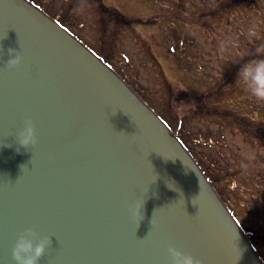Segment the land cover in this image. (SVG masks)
<instances>
[{
  "label": "water",
  "instance_id": "water-1",
  "mask_svg": "<svg viewBox=\"0 0 264 264\" xmlns=\"http://www.w3.org/2000/svg\"><path fill=\"white\" fill-rule=\"evenodd\" d=\"M0 48L23 57L9 71L0 51V264L27 228L52 236L40 264H170L169 246L263 264L176 135L79 39L29 0H0ZM25 120L37 143L17 152Z\"/></svg>",
  "mask_w": 264,
  "mask_h": 264
},
{
  "label": "rangeland",
  "instance_id": "rangeland-1",
  "mask_svg": "<svg viewBox=\"0 0 264 264\" xmlns=\"http://www.w3.org/2000/svg\"><path fill=\"white\" fill-rule=\"evenodd\" d=\"M29 1L100 57L166 123L264 260V152L261 144L245 135V130L250 131L249 119L264 123V103L227 78L223 70L226 65L227 69L237 64L241 68L256 56H245L238 63L234 53H227L225 65L219 57L220 42L214 41L213 47L204 43L210 30L202 21L206 32L199 30V24L194 29L185 24L181 29L188 36L197 34L196 44L189 48L187 42L169 43L178 38L174 23L185 15L169 6L179 1L189 12L194 3L198 17L199 8L212 0H102L128 18H156L152 24L134 23L129 29L114 25L108 17L101 20L89 0L79 12L75 9L80 0ZM259 19L264 23V15ZM235 31L236 27L228 35L230 41H234ZM251 48L248 46L245 55ZM179 50L181 59L171 64L173 69L166 68V56ZM259 53V59H264V52ZM157 65L163 66L161 71ZM178 91L187 94L179 97ZM196 96L198 100L192 101Z\"/></svg>",
  "mask_w": 264,
  "mask_h": 264
},
{
  "label": "flooded vegetation",
  "instance_id": "flooded-vegetation-1",
  "mask_svg": "<svg viewBox=\"0 0 264 264\" xmlns=\"http://www.w3.org/2000/svg\"><path fill=\"white\" fill-rule=\"evenodd\" d=\"M89 1L92 2L101 20L102 18L108 17L113 22L114 25H121L128 29L134 23L138 25L146 26L150 22L156 20V18L154 17H151L150 20L146 18H128L125 17L122 13H120L117 9L106 6L102 2V0H89ZM173 4H174L173 7L169 6V8L172 9V11L182 10L184 11L185 15L182 21L178 20L181 22L176 21L174 23L175 25L173 31L176 32L177 34L176 37L178 38L174 40H170L169 43L175 45V43L184 44L185 42H187L190 44L189 45L190 48L192 45L197 43L195 38L197 34H195L194 36H188V34L185 33L186 31L181 32V29L185 26V24H187L193 29L195 26L199 24L201 25L199 30L206 32L207 29H205L203 26V24L205 23L206 25H208L210 30L208 31V33L205 34L204 43H206V45L213 47L212 43L214 41H218L220 42V44L221 41H227L226 49L229 51L228 52L220 51V56H219L221 58V62H223L225 65L226 62L224 60L227 58V53L229 54L234 53L236 55V58L239 59L238 63H240L241 61L246 59L245 56H249L247 58H253L256 56V58L254 59L258 60L259 59L258 56L260 54L259 52H264V29L262 28L264 26V23H260V21L262 22V20L259 19L261 16L264 15V0H212L210 3L205 4L204 8H199L198 17L194 3L191 4L192 7L189 8L190 9L189 12H185V9L182 8L181 2L175 1ZM186 16L188 18H186ZM199 21H202L204 23L201 24ZM234 27H236V31H235L236 37L234 41H230L228 35L233 34ZM250 33H254V34L250 35ZM248 46H252L250 50L251 53L245 55ZM230 48L232 50H230ZM182 56H183V52L181 50H179L175 54H172L171 56H166V64L164 66L166 68L173 69L174 66L171 64L179 61ZM191 56H192V52H191ZM239 65L240 64L234 65L232 68L229 69H227V65H226V68L223 67L222 68L227 78H231L236 84L241 85L238 81V76H237L238 71L240 70ZM221 66L222 65H220V67ZM162 67H163L162 65H157V68L160 69V71L162 70ZM169 89L170 88H168V91ZM170 90H172V88ZM177 94L179 97H181L186 95L187 93L181 94L178 91ZM195 100H198L197 96L192 99V101ZM246 122L249 123L250 131L245 130L246 134L245 133L244 134L247 135V138L250 141L254 142L255 144H261L259 148L264 152V123L258 119H253V120L249 119ZM258 256L260 257L259 254ZM260 259L264 264V260H262L261 257Z\"/></svg>",
  "mask_w": 264,
  "mask_h": 264
},
{
  "label": "clouds",
  "instance_id": "clouds-1",
  "mask_svg": "<svg viewBox=\"0 0 264 264\" xmlns=\"http://www.w3.org/2000/svg\"><path fill=\"white\" fill-rule=\"evenodd\" d=\"M86 7V0H80L76 6V11H82ZM254 33H250L253 35ZM227 41H221L220 50L223 52L226 49ZM3 55H7V60H4L6 70H15L22 64L23 57L21 50L8 48L4 50L0 48ZM238 81L248 94L258 102L264 103V59L253 60L245 63L238 71ZM18 147L20 149H31L37 143L35 127L31 120H25L21 131L14 135ZM144 205V203H143ZM143 205L129 206V213L133 219L137 220V227L144 219ZM152 220L150 221V227ZM51 237H42L31 228L21 232L11 250V260L13 264H40V261L45 258L48 249L51 247ZM167 257L170 264H200V261L194 256L187 254L176 247L169 246L167 248Z\"/></svg>",
  "mask_w": 264,
  "mask_h": 264
},
{
  "label": "trees",
  "instance_id": "trees-1",
  "mask_svg": "<svg viewBox=\"0 0 264 264\" xmlns=\"http://www.w3.org/2000/svg\"><path fill=\"white\" fill-rule=\"evenodd\" d=\"M242 228V227H241ZM245 233V232H244ZM250 239V238H249Z\"/></svg>",
  "mask_w": 264,
  "mask_h": 264
}]
</instances>
